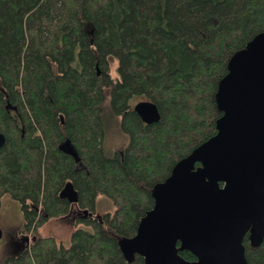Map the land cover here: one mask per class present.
I'll return each instance as SVG.
<instances>
[{
    "label": "trees",
    "instance_id": "trees-1",
    "mask_svg": "<svg viewBox=\"0 0 264 264\" xmlns=\"http://www.w3.org/2000/svg\"><path fill=\"white\" fill-rule=\"evenodd\" d=\"M263 32L264 0H0V208L17 201L33 237L0 264H145L128 263L120 242L154 208L153 188L217 134L218 84ZM142 101L159 122L142 121ZM110 114L128 136L112 155ZM100 196L113 213L97 216ZM75 207L89 230L70 246L38 235ZM244 246L248 264H264V240Z\"/></svg>",
    "mask_w": 264,
    "mask_h": 264
},
{
    "label": "water",
    "instance_id": "water-1",
    "mask_svg": "<svg viewBox=\"0 0 264 264\" xmlns=\"http://www.w3.org/2000/svg\"><path fill=\"white\" fill-rule=\"evenodd\" d=\"M215 98L223 114L217 134L153 188L154 208L137 234L120 242L128 263L138 255L145 264H248L246 234L254 248L262 244L264 32L232 56ZM134 111L145 124L161 119L149 101L137 103ZM5 142L0 133V148ZM183 251L197 260L183 259Z\"/></svg>",
    "mask_w": 264,
    "mask_h": 264
},
{
    "label": "rangeland",
    "instance_id": "rangeland-1",
    "mask_svg": "<svg viewBox=\"0 0 264 264\" xmlns=\"http://www.w3.org/2000/svg\"><path fill=\"white\" fill-rule=\"evenodd\" d=\"M116 70L117 62L114 61L112 63L111 72L114 77L117 76ZM107 111L109 110L106 109L105 117ZM105 122V148L107 153L109 155H112L116 152L121 153L128 144V136L121 131L120 120L110 114L107 115V121ZM114 211L115 206L110 199L104 196H100L98 198L96 208L97 216H103L106 213H113ZM82 216L83 212L75 207L69 215L51 220L44 224V226L39 229L38 235L44 237H54L59 242V244L68 247L70 246V237L72 232L76 228H86L85 226L77 224V220ZM24 222L25 221L20 204L10 196H4L0 208V262L16 252L14 251L11 242L14 236L16 242L18 239L22 238V236H26V238L30 239L28 242L30 244L32 243V235L24 232ZM86 229L89 230V228Z\"/></svg>",
    "mask_w": 264,
    "mask_h": 264
},
{
    "label": "flooded vegetation",
    "instance_id": "flooded-vegetation-1",
    "mask_svg": "<svg viewBox=\"0 0 264 264\" xmlns=\"http://www.w3.org/2000/svg\"><path fill=\"white\" fill-rule=\"evenodd\" d=\"M67 195L72 197L73 196V193H67ZM246 237L250 241V233L249 232L244 237V241H245V238ZM25 238H26V236H22V238L18 239V241L16 242L15 241V236H14L13 239L11 240L13 249H14V251H16V252H14V254L16 253L15 255L23 252L30 245V243L28 242V240H30V239H28V238L25 239ZM244 241H243V244H244ZM250 244H251V241H250ZM245 255H246V248H245Z\"/></svg>",
    "mask_w": 264,
    "mask_h": 264
}]
</instances>
